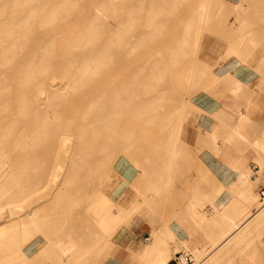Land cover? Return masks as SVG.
Segmentation results:
<instances>
[{"label":"bare ground","instance_id":"6f19581e","mask_svg":"<svg viewBox=\"0 0 264 264\" xmlns=\"http://www.w3.org/2000/svg\"><path fill=\"white\" fill-rule=\"evenodd\" d=\"M189 1L0 0V264H102L112 256L107 247L118 214L109 193L121 175L99 184L92 177L104 173L121 146L130 145L141 170L161 149L147 138L128 144L138 135L134 128L123 133L128 122L167 128L181 141L185 96L171 76L200 49L215 7L214 0H199L177 31L174 14ZM252 4L264 9L262 0ZM236 8L243 23L227 55L244 57L261 38L247 19L248 4ZM205 71L189 69V89ZM48 183L50 213L44 215L33 193ZM162 245L156 257L144 251L143 264H168Z\"/></svg>","mask_w":264,"mask_h":264},{"label":"crops","instance_id":"0c3cea01","mask_svg":"<svg viewBox=\"0 0 264 264\" xmlns=\"http://www.w3.org/2000/svg\"><path fill=\"white\" fill-rule=\"evenodd\" d=\"M254 28L261 39L250 55L228 56L222 47L216 79L195 98L194 124L181 141L156 139L162 147L142 170L128 153L119 158L121 178L109 193L118 224L104 264H143L144 251L156 257L162 242L168 264L183 251L197 264H264V215L256 206L264 184V23Z\"/></svg>","mask_w":264,"mask_h":264},{"label":"rangeland","instance_id":"374dc122","mask_svg":"<svg viewBox=\"0 0 264 264\" xmlns=\"http://www.w3.org/2000/svg\"><path fill=\"white\" fill-rule=\"evenodd\" d=\"M198 1L199 0L189 1V3L186 4L184 7L177 9V11L174 14V18L172 22L173 26L176 28L177 31L180 30L182 26V22L191 14V12L193 11L192 10L193 7L195 8V5ZM214 1H215V7L213 11H211L210 20L207 25L208 27L205 29L203 37L201 38L200 49L196 51L194 54H192L185 61L181 62L178 70L176 69L177 73H174L171 76V80H174V81L177 80L181 83V85H183V92L185 96L184 110H185L186 115L183 120L182 136L185 135L186 129H188L191 125L194 124L195 118H193V113H194V110H196L195 105H194L195 98L198 96V94L202 90L207 88L209 85L213 84L214 80L216 79L215 71H218V69L220 68V59L222 58L221 52L223 50L222 47L230 46L232 37L239 30L241 24L243 23L241 18H243L244 12L239 11V9L236 8L237 4L242 3V2L248 4V8H249L248 11H250V13L247 16V19L252 20V23L254 25L256 24V22L264 23V18H263L264 9L261 7H258V5L252 4L253 0H214ZM248 22L250 24V21ZM253 24L249 26H251L252 28ZM177 34L178 33H175V36H177ZM215 54H218V57ZM205 59L210 60L211 62L210 65L206 64ZM195 65L204 66L206 71L202 75V78H203L202 84L200 86L198 84L197 87L189 89L187 85V80H186L187 75L186 74L189 71V69L193 68ZM126 125H127L126 126L127 130L124 131L125 129L124 128L123 133L129 132L133 128L136 131V133H138V135H135L136 137L132 138L134 140L132 143L131 141L130 143L128 142V144H131L133 146L141 145V141H143L142 139H146V138L148 140L158 139L160 142L170 138L168 135L169 133L167 131V128L161 129V127H158L157 125L155 127H152V129L145 128L143 123L136 122V121H131L130 123L128 122L126 123ZM159 125L161 126V124ZM62 142L63 141L61 140L60 143ZM70 142H73V141L70 140ZM128 146L130 145H127L126 147L121 146V150L119 151L120 154H118V157L115 159V161L108 163V165L105 167L106 169L104 168L103 174H101L103 172V169H102L92 177V181L94 183L96 182V184H99L102 180L108 181L113 176L112 174L118 173L115 170L118 160L120 157L125 156L127 153H128V157L133 161V159L131 158L133 151L128 149ZM55 150H57V152L54 151L53 153L59 154L61 152L60 148H56ZM59 158L60 157L57 158L52 154V156L50 157V160L53 159L51 161L58 164V162L60 161ZM149 158L151 159V156H149ZM50 186H51L50 183L44 184L42 187L37 189L35 193H33L34 197L40 196L38 202H36L35 204H38V203L41 204L40 205L41 212L44 213V215L50 213L49 205H50V197L52 195L51 193L52 190L49 188ZM59 188L60 189L63 188L62 191L64 190V188H65L64 191L68 190V188L64 186L63 187L60 186ZM64 191L63 193H67V191L66 192ZM60 193H62L61 190H60ZM44 194H45V197H43ZM258 196L259 194H257V203H256L257 209L259 208V206H262L260 202L258 204ZM85 204L86 203H84L83 205ZM73 220H76V223L78 224V226L82 225L76 219L75 216L73 217ZM113 247H114V244L112 242V246L107 247V249L109 250V253H111ZM37 251L38 250L36 249V246L31 245V253L34 254ZM105 260H106V257L103 259L102 264L105 263ZM49 264H53V263H49Z\"/></svg>","mask_w":264,"mask_h":264},{"label":"built area","instance_id":"2783aa9c","mask_svg":"<svg viewBox=\"0 0 264 264\" xmlns=\"http://www.w3.org/2000/svg\"><path fill=\"white\" fill-rule=\"evenodd\" d=\"M251 169L254 173H258L261 170V167L258 163H253ZM258 194V201L261 204H264V184L258 187ZM145 239L149 240L150 237L147 236L145 237ZM172 261L174 262V264H196L191 255L184 253H178L173 257Z\"/></svg>","mask_w":264,"mask_h":264}]
</instances>
